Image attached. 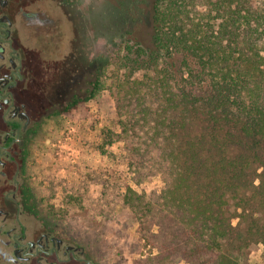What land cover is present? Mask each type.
<instances>
[{"label":"trees","instance_id":"obj_1","mask_svg":"<svg viewBox=\"0 0 264 264\" xmlns=\"http://www.w3.org/2000/svg\"><path fill=\"white\" fill-rule=\"evenodd\" d=\"M103 20L89 86L52 116L107 91L98 147L123 142L136 184L161 177L115 194L157 249L130 264H249L264 244V0L121 1Z\"/></svg>","mask_w":264,"mask_h":264},{"label":"rangeland","instance_id":"obj_2","mask_svg":"<svg viewBox=\"0 0 264 264\" xmlns=\"http://www.w3.org/2000/svg\"><path fill=\"white\" fill-rule=\"evenodd\" d=\"M33 1L35 4L19 17L17 40L30 54L39 84L51 76L54 60L69 56L73 39L79 55L74 59L77 69L70 70L75 87L72 91L84 92L100 63L106 36L103 9L134 0ZM114 109L113 99L103 91L70 115L44 119L33 138L27 170L32 192L30 204L37 217L73 243L82 245L95 264H130L157 252L140 240L138 220L115 194L129 188L138 192L161 190V177L136 184L125 160L123 142L107 146V152L98 147L102 143L100 129L110 125ZM89 175L95 179L91 180ZM64 181L68 184L66 191ZM55 183L54 191L51 187ZM72 192L78 193L80 199L75 201L72 195L66 202L64 194L68 198ZM103 192L111 202H117L114 210L105 206L110 201L101 198ZM248 263L264 264V244L251 248ZM0 264H15L8 246L1 243ZM172 264L189 263L181 260Z\"/></svg>","mask_w":264,"mask_h":264},{"label":"flooded vegetation","instance_id":"obj_3","mask_svg":"<svg viewBox=\"0 0 264 264\" xmlns=\"http://www.w3.org/2000/svg\"><path fill=\"white\" fill-rule=\"evenodd\" d=\"M33 4L0 0V243L15 264H95L82 245L40 220L30 204L33 138L44 119L82 93L72 91L70 80L79 55L73 39L69 56L54 60L51 76L39 84L31 56L17 40L19 17Z\"/></svg>","mask_w":264,"mask_h":264}]
</instances>
